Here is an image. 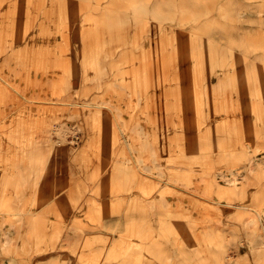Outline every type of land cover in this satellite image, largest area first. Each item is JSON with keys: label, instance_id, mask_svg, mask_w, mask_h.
<instances>
[{"label": "rangeland", "instance_id": "rangeland-1", "mask_svg": "<svg viewBox=\"0 0 264 264\" xmlns=\"http://www.w3.org/2000/svg\"><path fill=\"white\" fill-rule=\"evenodd\" d=\"M0 264H264V0H0Z\"/></svg>", "mask_w": 264, "mask_h": 264}]
</instances>
